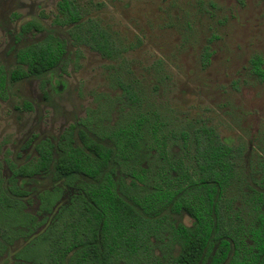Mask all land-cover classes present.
Wrapping results in <instances>:
<instances>
[{
	"label": "trees",
	"instance_id": "obj_1",
	"mask_svg": "<svg viewBox=\"0 0 264 264\" xmlns=\"http://www.w3.org/2000/svg\"><path fill=\"white\" fill-rule=\"evenodd\" d=\"M57 10L53 22L69 27L73 46L84 45L108 60L121 59L120 69L112 76L122 93L114 98L118 109L112 123H102L107 119L105 112L88 111L85 119L69 125L55 142H39L33 161L17 167L7 160L9 177L4 178L0 163V261L16 241H26L45 223L25 211L30 200L23 188L28 180L42 175L50 178L53 188L39 195V213L51 211L63 187L76 194L6 264H264V192L249 188L243 200L228 194L240 180L235 164L241 150L224 144L214 128L201 120L169 128L157 107L143 105L139 82L121 58L127 47L98 20H84L76 0H59ZM31 28L41 29L34 22L20 29ZM209 54L205 48L204 64ZM65 55L64 42L48 31L42 41L17 51L8 82L41 78L60 64L65 67ZM262 65L259 55L249 60L250 72L259 81H264ZM6 79L0 67L2 100L6 99ZM94 138L107 140L112 147ZM160 138L180 146L192 166L180 158L174 167L169 159L168 170L177 172L175 177L166 169L141 167L140 147L144 146L149 162L150 150L153 156L163 155L158 150ZM258 165L260 176L254 183L264 189V160ZM117 171L130 178L128 185ZM236 201L242 206L236 207ZM166 210H182L192 225L173 223ZM36 249L40 252L33 256Z\"/></svg>",
	"mask_w": 264,
	"mask_h": 264
},
{
	"label": "rangeland",
	"instance_id": "obj_2",
	"mask_svg": "<svg viewBox=\"0 0 264 264\" xmlns=\"http://www.w3.org/2000/svg\"><path fill=\"white\" fill-rule=\"evenodd\" d=\"M59 0H0V66L5 74L14 66L16 46L40 41L45 32L19 33L27 21H38L66 47L62 93L51 91L50 80L42 96L39 80L6 81L7 99L0 100V162L7 178L6 160L21 164L34 157L32 147L21 149L31 135L55 142L64 128L84 118L104 96H116L111 75L121 59L105 60L86 47L72 46L67 26L54 25ZM83 19H96L127 51L121 56L141 84L146 104L156 106L169 128L201 120L214 128L220 140L241 148L235 168L240 178L229 189L239 195L260 176L264 159V81L250 72L254 55L263 59L264 0H76ZM209 51L203 63L204 49ZM80 50L81 57L75 60ZM75 61V62H74ZM25 104L31 109H25ZM14 106H18L16 110ZM113 107H116L114 104ZM182 155L178 145H171ZM185 155V154H183ZM31 191L28 211L38 210L36 193L50 189L47 177L25 185ZM65 191L61 203L68 199ZM241 196V195H239ZM240 207L238 202L235 205ZM242 211L244 209L242 208ZM188 223L186 218L171 216ZM24 245L17 242L4 261ZM40 250L31 254L38 256ZM35 254V255H34Z\"/></svg>",
	"mask_w": 264,
	"mask_h": 264
},
{
	"label": "flooded vegetation",
	"instance_id": "obj_3",
	"mask_svg": "<svg viewBox=\"0 0 264 264\" xmlns=\"http://www.w3.org/2000/svg\"><path fill=\"white\" fill-rule=\"evenodd\" d=\"M58 3V2H57ZM56 7H57V4H56ZM57 12H58V10H57ZM59 15V14H58ZM27 22H34V23H36L38 26H40L41 27V29L40 30H38V31H35L33 28H31L30 30H27L26 32H22L21 31V26L24 24V23H27ZM27 22H24L20 27H19V33L20 34H25V33H28V32H37V33H40V32H45V36L40 40V41H42L46 36H47V32L48 31H51L52 32V30H50V28H46L42 23H40V22H38V21H35V20H32V21H27ZM54 23V22H53ZM54 25H57V24H54ZM57 26H60V25H57ZM63 27V26H62ZM68 29H69V27L67 26V35H68ZM52 34H53V32H52ZM54 35V34H53ZM55 36V35H54ZM68 37H69V35H68ZM58 38V37H57ZM69 40H70V38H69ZM40 41H37V42H33V43H38V42H40ZM71 42V41H70ZM33 43H29V44H27V45H30V44H33ZM72 44V43H71ZM24 46H26V45H24ZM24 46H22V45H19V46H16L15 47V50H14V55H13V59H14V66L12 67V69L9 71V73L16 67V58H15V56H16V53H17V51L20 49V48H22V47H24ZM73 46V45H72ZM79 46H83V47H86V46H84V45H79ZM79 46H75V47H79ZM66 48V47H65ZM88 50H90L88 47H86ZM91 51V50H90ZM77 52H79L80 53V50L79 49H77V51H76V53ZM92 52H94V51H92ZM76 53H75V60L76 59H79L80 57H81V53H80V57H76ZM94 53H96V52H94ZM67 54V53H66ZM96 54H98V53H96ZM99 55V54H98ZM65 57H66V55H65ZM99 57H101L100 55H99ZM102 58V57H101ZM102 59H105V58H102ZM105 60H108V59H105ZM66 63V65H67V59H65L64 60ZM109 61H111V60H109ZM75 62V61H74ZM1 67V66H0ZM2 68V67H1ZM66 66L64 67V64H60L55 70H53L52 72H50V73H47V74H45V75H43L41 78H35V77H33V76H29V77H26V78H23L22 80H20V81H23V80H25V79H30V78H32V79H37V80H39V89H40V91H41V93H42V96H44V95H46V84H47V81L48 80H50V82L52 83V86H51V91L53 92V93H58L59 91H61V88H63L64 86H65V82H64V80L62 79V78H60V75H59V73H57V72H63V73H65V71H66ZM2 70H3V68H2ZM4 72V71H3ZM8 73V74H9ZM115 73V72H114ZM113 73V74H114ZM8 74H5L6 75V81H8ZM112 74V75H113ZM111 75V83H112V86L113 87H115L114 86V84H113V76ZM20 81H18V82H20ZM18 82H15V83H18ZM139 82V81H138ZM42 83H44V85H43V87L41 88V84ZM12 84H14V83H12ZM139 87H142L141 86V84L139 83ZM5 88H6V84H5ZM115 89H117L118 91H119V94L118 95H116V96H112V97H109V96H104V95H102V97H103V100L101 101V102H99V103H97L96 104V106L95 107H93V108H90V109H87L86 110V113H85V116H84V118H81V119H78L75 123H71V124H69V125H72V124H74V125H76V124H78L79 122H80V120H83V119H85L86 117H87V114H88V111H93L94 113H95V115H98V113H100V112H105V114H107V119H104L103 121H102V123L103 124H106V123H112L114 120H115V116H116V114H117V109H118V103H115V101H114V98H116V97H118L122 92H121V90L116 86L115 87ZM141 90V96H142V99H143V105H145V103H146V100H145V95H144V92H143V90L142 89H140ZM63 92V90L61 91V92H59V93H62ZM6 99H7V92H6ZM6 99H4V100H6ZM0 100H2V99H0ZM116 105V107H113V105ZM147 105V104H146ZM156 107V106H155ZM14 108L16 109V110H18L19 109V107L18 106H14ZM25 109H27L28 111H30V109H31V106L30 105H27V104H25ZM159 110V109H158ZM160 111V110H159ZM68 125V126H69ZM67 126V127H68ZM169 126V125H168ZM66 127V128H67ZM66 128H64L63 130H62V132L66 129ZM61 132V133H62ZM60 133V134H61ZM60 134H59V136H60ZM58 136V137H59ZM46 139H48V140H50L49 138H37V135H35V134H33V135H31L30 137H28L23 143H22V145H21V149L22 150H26V149H29V148H31L32 147V149H33V152H34V157L33 158H30V159H28V160H26L25 162H23V163H21V164H16V163H14V162H12L11 160H8L10 163H13L15 166H21V165H23L24 163H26V162H28V161H33L35 158H36V156H37V153H36V150H35V147H36V145L39 143V142H41L42 140H46ZM58 139V138H57ZM97 142H99V143H101V144H103V145H106V146H108V147H112V145H111V143L109 142V141H107V140H99V139H96V138H94ZM53 142V141H52ZM158 142L160 143L159 145H158V150H160L161 152H162V156H153L152 154H153V150H150L149 151V153H150V156H149V159H150V161L152 160V162H149V161H147L146 159H145V157H148V156H145V154H144V150H145V148H144V146H142V147H140V152L142 153V156H140V163H139V165L141 166V167H143V168H145V169H159L158 171H165L164 169H166V170H168L169 168H168V162H169V159H172V160H174V162H173V166L174 167H178V165H177V163H176V160H178V159H183V161L188 165L187 167H191L192 166V163H190L189 162V160L186 158V156L185 155H183V153L182 152H180L182 155H177L176 153H174L175 151H173L172 150V147H171V145H176V144H173V141L171 140V139H169V138H165V139H159L158 140ZM166 144V145H163V144ZM225 144V143H224ZM144 145H145V143H144ZM227 145V144H226ZM233 147H235V146H233ZM235 148H238V147H235ZM238 149H240L241 150V148H238ZM241 152H242V150H241ZM7 160H6V163H7ZM262 160H264V159H262ZM189 162V163H188ZM1 163V162H0ZM7 166V170H8V172H9V169H8V165H6ZM112 166H114V165H111V167ZM115 167V166H114ZM170 173V175L172 176V177H175L176 176V174H177V172H174V171H172V170H168ZM1 172H2V164H1ZM120 172L119 171H117L116 172V174H117V176H122V177H124V181H125V183L128 185L129 184V180H130V178L129 177H126V176H123L122 174H119ZM10 176V172H9V175H8V177ZM36 177H42V178H44V177H47V176H42V175H37V176H35L34 177V179L36 178ZM47 178H49V177H47ZM34 179H30V180H28V182L27 183H25L24 184V187L23 188H25L26 190H27V192H28V195L26 196V199H29L30 200V202L29 203H26V208H25V211L26 212H28V213H30L29 211H28V206H30V204H32V200H31V197H30V195H31V191L29 190V189H27L26 188V184H29L30 182H32ZM50 179V178H49ZM51 181V180H50ZM58 185H60V184H58ZM53 188V186L50 188V189H44V190H41V191H38L37 193H36V197H37V199H38V210H37V212L35 213V214H33V213H30L31 215H33V216H35L36 218H37V221H42V220H44V224L43 225H41L40 227H38L37 228V230L31 235V236H29L28 238H27V240L26 241H29V240H31L34 236H36L38 233H40L45 227H46V225L48 224V223H50V220L52 219V216L54 215V213L60 208V207H62V206H65V205H67L68 203H69V200L76 194V192L73 190V189H71V188H67V187H63L62 188V190H61V192H60V195H59V197H58V200L55 202V204L51 207V211L50 212H48V213H46V212H43V213H39V205H40V200H39V195L41 194V193H43L44 191H49V190H51ZM231 188V187H230ZM251 189H254V190H257V191H263L264 192V189H261V188H259L258 186H256L255 185V188L254 187H250ZM65 191H70V194H69V196H68V199H67V201L65 202V203H61V200H62V197H63V195H64V193H65ZM228 191H229V189H228ZM250 191V189L248 188V190H246V191H241V193H239V195H241V196H239V195H235V194H232V193H229L228 192V194L229 195H233V196H236V197H239V198H241L242 200H243V198L244 197H247L248 196V192ZM246 193V194H245ZM242 194H245L244 196H242ZM125 200V202H126V204H130L129 202H128V200H126V199H124ZM238 202V204L239 205H241L242 206V202L240 203L239 201H236L235 202V205H236V203ZM165 213L168 215V218L173 222V223H181V224H183V225H185V226H187V227H190L191 225H192V223H193V220L185 213V212H183L182 210H181V212H179V213H169L167 210L165 211ZM171 216H179V217H181V218H186L187 220H188V223L186 224V223H184V222H181V221H176V220H174V219H172L171 218ZM227 221V220H226ZM19 241H21V242H24V244L26 243V241H24L23 239H20V240H18V241H16L15 243H14V245L17 243V242H19ZM13 245V246H14ZM13 246H11V247H13ZM23 246V245H22ZM21 246V247H22ZM10 247V248H11ZM21 247H19V248H21ZM9 248V249H10ZM18 248V249H19ZM18 249H16L15 251H14V253L18 250ZM13 253V254H14ZM13 254H12V256H11V258H10V261L12 260V257H13ZM6 257V254H5V256L3 257V258H5ZM0 263H1V261H0ZM6 264V263H5Z\"/></svg>",
	"mask_w": 264,
	"mask_h": 264
}]
</instances>
